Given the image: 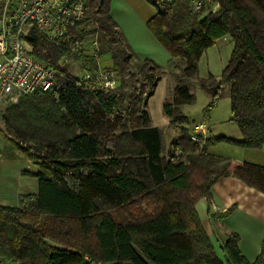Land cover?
<instances>
[{"label": "trees", "instance_id": "16d2710c", "mask_svg": "<svg viewBox=\"0 0 264 264\" xmlns=\"http://www.w3.org/2000/svg\"><path fill=\"white\" fill-rule=\"evenodd\" d=\"M111 0H90L85 16L67 22L64 37L48 40L33 30L31 54L55 70L53 89L22 95L0 118L3 136L37 165V193L22 206L0 207V258L16 264H224L214 253L195 205L210 198L212 185L235 176L264 193V167L207 152L214 140L242 148L264 144V0H215L203 15L183 1L158 5L146 25L168 51L171 67L181 69L163 113L182 122L174 148L163 153L162 133L150 125L147 99L161 79L150 59L134 53L110 15ZM96 36L101 57H109L119 79L110 89H86L62 58L85 60L68 37ZM233 43L219 78L199 86L215 107L229 84L231 120L241 138L190 140V123L181 105L194 102L190 79L204 51L222 37ZM93 64L94 59H91ZM184 64V67L181 66ZM88 71H92L88 70ZM190 127V128H189ZM133 210H130V208ZM128 212L119 219L117 212ZM230 233L222 243L228 264H264V239L254 263ZM53 241L58 246L49 243Z\"/></svg>", "mask_w": 264, "mask_h": 264}, {"label": "rangeland", "instance_id": "374dc122", "mask_svg": "<svg viewBox=\"0 0 264 264\" xmlns=\"http://www.w3.org/2000/svg\"><path fill=\"white\" fill-rule=\"evenodd\" d=\"M111 12L116 21L120 24L127 42L131 47L134 58L133 61L150 59L157 68L161 79L159 80L154 93L149 97L147 109L150 113L152 122L154 124L162 126V145L163 153L168 154L170 149H175L176 155L179 154V148H171L173 139L177 138L180 134L182 127H188L186 124L178 121L169 126L162 121V117L167 119L166 115L162 111V105L165 99L171 98L176 85V76L180 73L181 69H173L171 67V58L168 51L158 41V39L148 29L146 22L155 14L154 6L147 0H111L110 1ZM87 38L83 41V49L73 50L74 52L82 51L85 56V60L62 58L58 64L66 66L68 70L77 77H80L84 72L93 70L97 64L104 68L101 64V52L102 44H100L97 38V57L92 56V39ZM212 47L206 49L198 62L196 75L190 79L189 93L194 96V102L191 104H183L180 109L183 115H185L188 121L192 123L203 122L208 126L210 130V137L216 139L221 138H241L237 124L231 120V102H230V86L229 84L223 85L220 92V98L218 99L216 106L207 108L210 102V96L200 88L199 81L202 78H207L209 75L219 78L222 73V68L226 65L230 58V52L233 47L228 36L217 39ZM94 59V64L91 61ZM184 67V64L181 68ZM115 74V72L113 73ZM113 84V88L118 86L119 79L116 77ZM18 102V101H17ZM16 102V103H17ZM5 104L0 111V115L4 113L9 106ZM169 118V117H168ZM0 122H2L0 118ZM190 128V127H189ZM208 128L206 129V137L208 138ZM191 130V128H190ZM208 149L215 155H235L233 144L223 140H214L208 145ZM169 154L167 158H169ZM130 210H133L131 207ZM119 219H125L128 216V212H117L116 216ZM50 244L58 246L55 242L49 241Z\"/></svg>", "mask_w": 264, "mask_h": 264}, {"label": "built area", "instance_id": "2783aa9c", "mask_svg": "<svg viewBox=\"0 0 264 264\" xmlns=\"http://www.w3.org/2000/svg\"><path fill=\"white\" fill-rule=\"evenodd\" d=\"M153 1L158 5L183 1L190 11L202 12L203 15L217 8L215 0ZM89 5L90 0H4L0 19V111L5 104L16 103L22 95L45 93L55 85L54 68L31 54L27 41L30 33L36 30L48 40L64 37L67 22L82 19ZM67 39L72 51L84 48L83 41ZM92 39V56L97 57V37ZM113 73L112 69L97 64L92 71H86L78 78L86 89H110L116 79ZM205 133L206 125L195 123L190 131V140L202 147L207 139Z\"/></svg>", "mask_w": 264, "mask_h": 264}, {"label": "crops", "instance_id": "0c3cea01", "mask_svg": "<svg viewBox=\"0 0 264 264\" xmlns=\"http://www.w3.org/2000/svg\"><path fill=\"white\" fill-rule=\"evenodd\" d=\"M3 3L4 0H0V19ZM110 15L124 34L120 24L113 17L111 6ZM125 38L127 40L126 36ZM101 64L110 66L107 55L101 57ZM148 101L149 98L146 102V110L149 114L150 125L162 130V126L152 122L147 109ZM166 118L162 117V121L169 126L172 124V119ZM209 132L208 128L207 133L210 137ZM3 134H5L4 124L0 122V207H19L22 206L23 196L34 197L37 193L38 181L34 173L38 171V167L15 149ZM174 140L175 138L171 148L174 147ZM233 146L236 148L233 149L235 155L218 154L216 156L241 162L246 161L264 167V144L257 149L242 148L234 144ZM206 149L212 154L208 146ZM195 208L214 253L222 263L228 264L225 251L222 250V243L230 233H235L239 237L238 249L244 259L250 263L255 262L261 252V243L264 239V193L262 191L256 190L235 176H223L212 185L210 198L202 197L196 203ZM2 264L16 263L2 259Z\"/></svg>", "mask_w": 264, "mask_h": 264}]
</instances>
